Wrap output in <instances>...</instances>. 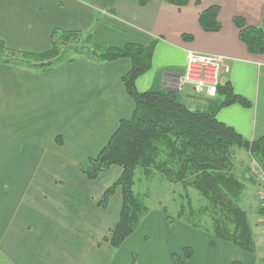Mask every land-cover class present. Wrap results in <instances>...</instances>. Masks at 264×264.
Here are the masks:
<instances>
[{"label":"crops","instance_id":"crops-1","mask_svg":"<svg viewBox=\"0 0 264 264\" xmlns=\"http://www.w3.org/2000/svg\"><path fill=\"white\" fill-rule=\"evenodd\" d=\"M141 1L0 0V42L3 49L16 55L48 51L54 32L79 33L89 36L96 45L114 48L126 44L147 47L154 42L151 68L136 80V90L174 91L188 109L200 112L214 109L216 98L198 97L189 87L177 89L185 71L186 53L224 56L229 72L222 76L221 83H228L233 93L250 106L219 108L216 119L248 142L263 138L264 56L248 52L233 20L240 18L248 27L261 26L264 0H188L182 7L164 0ZM210 7L218 8L220 30L215 33L205 32L199 25L201 13ZM76 56L65 64L80 63L83 70L77 67L81 75L75 71L74 76L67 77L63 93L51 94L50 87L43 91L40 85L52 68L44 73L16 69L17 73L29 75L23 78L17 103L11 106L23 114L36 115L42 110V97L57 96L58 114L68 110L70 115L76 110L82 114V122L77 124L69 116L72 120L67 128L72 143L68 146L73 151L84 143L94 149L103 148L119 122L129 119L133 111V100L122 82L131 62L103 61L85 53ZM48 107L53 112L55 104L49 103ZM30 120L28 115L16 129L0 127V264H110L114 250L106 239L119 219L120 188L105 208L99 202L118 180L121 169L113 166L95 180H88L79 170L86 163L82 153H63L60 149L65 141L59 145L55 142L60 132L49 133L42 145L38 127L29 124ZM10 127L14 133L18 129V135L10 137ZM66 132L68 135L67 129ZM243 174L245 190L251 194L253 188L246 172ZM245 210L254 254L218 240L211 244L207 237L197 241V252H192L186 264L264 263L259 256L264 253V228L258 226L262 217L254 205ZM164 257V261L150 257L147 264H172L171 254Z\"/></svg>","mask_w":264,"mask_h":264},{"label":"trees","instance_id":"trees-1","mask_svg":"<svg viewBox=\"0 0 264 264\" xmlns=\"http://www.w3.org/2000/svg\"><path fill=\"white\" fill-rule=\"evenodd\" d=\"M83 1L91 3L92 0ZM164 2L182 7L187 5L188 0ZM140 3L144 4L145 0ZM217 14V7H210L201 13L199 25L203 31L215 33L220 30ZM233 23L248 52L252 55H263L264 14L259 27H248L240 18H235ZM80 36L79 33L54 32L48 51L25 56L29 55L41 61L55 59L59 55L54 63L59 62L68 52L63 50L58 54V40L69 42ZM183 38L191 39L188 36ZM84 41L93 50L95 57L98 53L100 60L129 59L131 62L122 82L134 103L132 114L129 119L119 122L116 131L98 155L79 169L88 180H95L112 166L119 167L122 171L118 180L103 193L99 202V206L105 208L114 191L120 188L119 219L110 232L109 239H106L110 247L113 250L119 248L136 231L142 217L147 214L141 198L132 193L135 184L134 172L141 170L145 178H152L155 173L166 178L170 184H180L184 189L192 188L205 204L198 212H194L192 204H186L190 217L192 213H196V217L206 215L213 223V234L209 231L211 236L254 254L255 245L248 212L241 206L245 185L234 174V153L236 150L250 152L264 171V137L248 142L232 128L219 122L215 116L219 108L233 104L249 107L250 104L235 95L228 83L218 87L216 106L206 112L188 109L179 101L174 91L150 89L139 93L135 83L151 68L154 42L147 47L126 44L122 48H114L96 45L89 36L84 37ZM1 44L2 42L1 52L12 53L3 49ZM74 53L81 54L77 51ZM184 192L187 193L185 190ZM257 211L264 216V210ZM191 254L188 251L184 255V261L173 255L172 263L186 264Z\"/></svg>","mask_w":264,"mask_h":264},{"label":"rangeland","instance_id":"rangeland-1","mask_svg":"<svg viewBox=\"0 0 264 264\" xmlns=\"http://www.w3.org/2000/svg\"><path fill=\"white\" fill-rule=\"evenodd\" d=\"M57 43L58 54L63 50H66L68 53L61 61H56V63L54 61L59 55L55 59L39 61L34 57H29L30 54L28 56L16 55L14 53L6 54L0 50V127L6 128L7 125L13 126L16 129L17 124L22 123L23 120L26 121L29 115L31 120L28 123L35 124L38 127L41 144H46L42 142L49 133L60 132L62 135L56 136L55 142L59 145L62 143L61 141H65V146L63 147L62 145V149L60 150L69 155L67 152L73 151L74 148L68 146L72 143V140L67 126L71 123L72 119V123L75 124L82 122L81 111L76 110L73 115L69 114L71 113L69 110L65 114H58L60 107L57 100H55L57 96H52L51 99L42 97L40 101L42 110L36 115H33L31 112L28 115L27 113L23 114L19 109L11 106L17 103L16 94L19 88H21V82L24 77L26 78L29 75L17 73L16 69H23L25 72H29L31 69L43 72L52 68L53 70L49 71V74L42 77L40 85L43 91L50 87L51 94L52 92L63 93L67 77L74 76L75 71L77 72L76 75H81L80 70L77 71L75 69L77 67L83 68L80 63L73 65L65 64L69 59L78 57L74 51L88 53V56L92 57L94 55L93 57H95L93 50L87 46L83 36L69 42L59 39ZM97 55L98 53L96 54V58H98ZM261 56H264V54ZM52 62L54 64L51 65ZM4 64H9L11 67L8 68ZM24 69H28V71ZM17 81L21 84L18 85ZM54 82L55 84H53ZM49 103L55 104V107L51 110L53 112L58 110L56 115L49 110ZM69 116H72V119H69ZM13 128H9L10 134H12L10 137H15L19 133L18 129L14 133ZM66 129L68 130V135ZM6 133L8 132L6 131ZM101 149V147L94 149L84 143L83 145H79V149L73 152H81L84 160L87 162L89 159L95 158ZM234 154L233 171L235 176L242 181L244 180L243 173L246 172L250 189L253 188L251 194L250 191H243L241 206L245 209L251 208L254 205L257 210H264L259 201V195H262L264 192V171L262 167L250 152L236 150ZM165 179L155 173L152 178H145L141 170L134 172L135 184L132 188V193L134 196L141 198L147 209V214L142 217L136 231L119 248L113 251L110 264H147L150 257L158 259V261L160 259L164 261L163 258H165L166 254H171V257L173 255L178 256L184 261V255L188 251L193 252L195 250L197 252V241L201 240V238L209 237L211 244L217 240L209 233L210 231L213 234V223L209 217L206 215L196 217V213H192V217H190V210L187 205L192 204L194 212H198L204 206L205 201L201 197H198L192 188L184 189L180 184H170L171 182L169 183ZM182 210L183 212L181 213ZM261 217L258 226L264 228V216ZM259 256L264 258V253H260Z\"/></svg>","mask_w":264,"mask_h":264},{"label":"built area","instance_id":"built-area-1","mask_svg":"<svg viewBox=\"0 0 264 264\" xmlns=\"http://www.w3.org/2000/svg\"><path fill=\"white\" fill-rule=\"evenodd\" d=\"M228 72L229 66L226 57L187 51L185 71L178 79L177 89L189 87L194 95L212 99L217 96V89L222 85V76ZM259 201L264 209V192L259 195Z\"/></svg>","mask_w":264,"mask_h":264}]
</instances>
